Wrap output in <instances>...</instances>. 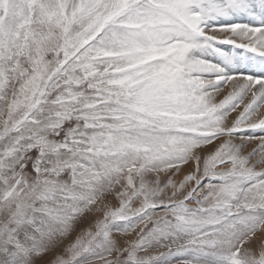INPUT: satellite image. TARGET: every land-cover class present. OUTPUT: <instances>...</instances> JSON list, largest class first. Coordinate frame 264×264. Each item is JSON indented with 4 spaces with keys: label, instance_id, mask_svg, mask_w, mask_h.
Listing matches in <instances>:
<instances>
[{
    "label": "snow or ice",
    "instance_id": "6c2138e0",
    "mask_svg": "<svg viewBox=\"0 0 264 264\" xmlns=\"http://www.w3.org/2000/svg\"><path fill=\"white\" fill-rule=\"evenodd\" d=\"M0 264H264V0H0Z\"/></svg>",
    "mask_w": 264,
    "mask_h": 264
}]
</instances>
